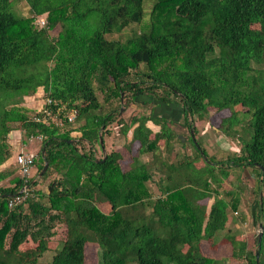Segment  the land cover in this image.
<instances>
[{"label":"trees","instance_id":"obj_1","mask_svg":"<svg viewBox=\"0 0 264 264\" xmlns=\"http://www.w3.org/2000/svg\"><path fill=\"white\" fill-rule=\"evenodd\" d=\"M23 1L29 17L0 0V165L12 157L8 136L18 130L25 142L42 137L36 174L54 178L46 190L35 189L32 174L0 187V264H38L50 252L45 264H85L89 245L95 264H264V0H150L147 23L146 0ZM133 25L140 29L124 41L107 39ZM96 91L106 102L147 97L162 113L115 120L119 106L102 110ZM38 92L40 108L24 106ZM70 109L79 129L65 120ZM42 110L48 126L34 119ZM225 110L232 113L216 129L238 150L216 159L195 139V121ZM175 119L192 151L171 157L176 144L184 148ZM111 129L123 142L108 149ZM121 150L133 161L129 170L120 167ZM242 171L254 179L252 218L262 227L251 248L229 226L246 224ZM13 173L0 171V182ZM229 177L237 185L222 188ZM23 188L26 197L8 206ZM202 244L230 253L209 257Z\"/></svg>","mask_w":264,"mask_h":264},{"label":"rangeland","instance_id":"obj_2","mask_svg":"<svg viewBox=\"0 0 264 264\" xmlns=\"http://www.w3.org/2000/svg\"><path fill=\"white\" fill-rule=\"evenodd\" d=\"M151 5H152L151 1L146 0L144 4L145 6L144 7L145 17L143 20L144 23H147L149 21V12L151 9ZM11 10L13 11L15 15L19 17H29L30 16L28 7L23 0H11ZM139 29H140L139 26L133 25L125 29L120 34H113V35L107 36V39L124 41L128 36L132 35L134 32H138ZM57 32H58V28L50 31L49 34L51 37L55 38L57 35ZM96 93H97L99 102L102 106L101 108L102 110L103 109L104 110H108V109L114 110L119 106V112H118V115L115 117V120H118L121 118L125 122H130V118L135 113L141 114L143 116H150L152 115V113H155L154 116H157L158 114L162 113L160 109H155V112L153 111L155 106L153 105V102H150V99L147 97L137 96L135 98V102H132V101L126 102V100L124 99L122 95V97H120V101H118L117 99H112L106 102L103 99L104 97L103 94H101L99 91H96ZM145 102H149V103L145 104ZM142 104H145V105L143 106ZM231 113H232V110H225V111H221L217 113L210 111L209 115L205 119L201 121L200 120L195 121V124L198 127L196 134H195V139L199 142V144H201V146L205 147L208 155L214 156L216 159H220L227 152H237L238 150V147H237L238 144L236 143L235 140L233 141L232 139L226 137L225 135L220 133L219 130L216 129V127L220 125L221 119L224 117H228ZM175 121L176 122L179 121V123L182 124V120H175ZM73 125L74 127L79 129V127L82 125V120L76 121L75 124ZM235 129L238 130L240 136L246 135L244 126H241V127L237 126L235 127ZM112 131H113L112 137H114L115 140L111 139V135L107 137L108 139L106 141V146L108 149L115 147V146L118 147V145L120 144V140H121V139H118L117 131L116 130H112ZM112 141H114V143H112ZM181 142L186 144V147H184L185 152L190 153L192 151L191 145L189 144L190 142L188 141L186 143V141H183V140H181ZM38 143L36 144L38 145ZM175 147H179V144H176ZM136 150H137V144L134 145L133 152H135ZM99 155L100 154L97 151V156L99 157ZM141 158H142L141 160L150 159L149 155H142ZM130 163H132V166H133V162L130 159L129 154L125 153L124 162L122 163L124 168H126L127 164L131 166ZM11 168H13V166H11ZM13 169L15 170V173H13L9 179H6L3 182H0V187H8L11 184V180L13 178L19 177L17 168L14 166ZM36 171H37V167L35 165V167L30 172V174L35 176V179L39 182L35 189L46 190L48 183L54 178V174H50V172H48L44 178H40L39 177L40 175H37ZM156 180H157V176H154L152 182H155ZM239 180L241 182H245L246 184L243 189V194H242L241 203H240V211L241 213L245 214L246 224L242 225V223H238L234 227L235 223L232 224L230 221L229 226L230 227L232 226V230L234 231L240 230L243 236L239 235L238 240L245 242L247 248H251L254 245V240H255L254 238L256 237V235H258V232L260 230V229L258 231L255 230L257 229V226H256L257 224L253 222V218H252L253 209L255 208V202L257 200V196H255V194H253L252 192V190L255 188V182H254L253 177L249 175L248 171L247 172L242 171V173L239 176ZM236 181H237L236 178L229 177L228 180L223 181L221 186L222 188H226V189H229L232 187L234 188L237 185ZM151 184L153 183H150V185ZM152 187L154 186L152 185ZM154 191H156L155 188H154ZM156 195H158L157 191H156ZM101 209L104 212H109L108 206L103 205ZM237 226L238 228H236ZM55 244L56 243H51L50 247L51 248L55 247L56 246ZM201 247H202V254L209 256V257L221 256V255L230 253V248L228 246H221L215 251L209 250L206 244H202ZM23 248H27V247L24 246ZM95 252H96V246L89 245V247L87 248V252H86L85 264H95ZM50 255H52V252L47 253L44 258H41L38 264H45L49 260Z\"/></svg>","mask_w":264,"mask_h":264},{"label":"crops","instance_id":"obj_3","mask_svg":"<svg viewBox=\"0 0 264 264\" xmlns=\"http://www.w3.org/2000/svg\"><path fill=\"white\" fill-rule=\"evenodd\" d=\"M40 95H41V92H38L37 95L25 97L24 98V100H25L24 106H26L27 108H30V109H39L40 106H41V103H42L41 98L40 99L38 98ZM169 111H171V110H169ZM167 115L170 116L171 115V112H169ZM174 117L175 116H173V118ZM175 120H178V119H175ZM178 123H179V121L176 122V121L173 120L174 126L171 125V129L177 134V138L180 135V136H182V140L183 141H186L185 136H187L189 134V131L182 124H180V123L178 124ZM146 126L153 133H157L160 130L159 126L154 125L151 121H148L146 123ZM196 129H198L197 126H196ZM132 130L133 129H131L128 132V134L126 135L127 141H129L130 138H131ZM214 131H216V130H214ZM38 142L39 141L38 140H35V139H33L31 141L29 139V140H27V142H25L23 140V135H22V133L20 131H18V130L11 131L10 134H9V136H8V144L12 148V157L8 161H6L2 165H0V171H3L5 169H8L9 167L11 168V166H13V168H14V166L17 168V166L15 165V162H14V156L16 154H18L19 152H31V153H35L36 154V151L38 150V147H39V143ZM36 143H38V145ZM183 144H184V147H186V144L185 143H183ZM134 145L135 144L132 145V150H133ZM36 146H38V147H36ZM35 147H36V149H35ZM184 151H185L184 148L181 149L179 147H175L174 150H173V152H172V154H171V157L173 155L177 154V153H183ZM123 152L126 153V151L125 150H121V153L123 154V156H122V160L120 161V167L122 168V170H129L132 167V163H130L131 166H129V164H127L126 165V168H124V166H123L122 163L124 162V158L123 157H124L125 154ZM162 155H164V154H162ZM129 156H130V154H129ZM165 156H167V155H165ZM147 160L148 159L142 160V161L143 162H146ZM200 164H201V162L199 163L198 161H195V165L200 166ZM164 174H167V172H164ZM211 200L212 199H210V200L207 201L208 206L212 203ZM236 228H238V226Z\"/></svg>","mask_w":264,"mask_h":264},{"label":"built area","instance_id":"obj_4","mask_svg":"<svg viewBox=\"0 0 264 264\" xmlns=\"http://www.w3.org/2000/svg\"><path fill=\"white\" fill-rule=\"evenodd\" d=\"M34 24L36 26L42 27L45 25V19L38 18V19H36ZM47 103H50V101L47 100ZM59 112L60 111H56V115ZM76 115H77L76 110L70 109L69 112L67 113V115L65 116V120L68 123L73 124L75 122ZM49 116H50V114L47 110H42L41 116H36L34 119L36 122L42 123V124L48 126V125H50L49 118H48ZM33 139L40 141L42 139V137L37 136L36 138H30V141ZM36 157H37L36 154L31 153V152H19L18 154L15 155L14 162L18 168V172H19L20 177L24 178L25 180L30 177V172L34 168V161H35ZM20 193L22 194L21 196H15L9 200L8 206L12 207V206L19 204L26 197V195H25L26 194V188H23L20 191Z\"/></svg>","mask_w":264,"mask_h":264},{"label":"water","instance_id":"obj_5","mask_svg":"<svg viewBox=\"0 0 264 264\" xmlns=\"http://www.w3.org/2000/svg\"><path fill=\"white\" fill-rule=\"evenodd\" d=\"M190 134H191V138H192L193 143L196 145V141H195V139L193 137V134H192V131L191 130H190ZM178 138L182 140V136L179 135ZM99 142H100V145H101L102 144V141L100 139H99ZM101 149H102V152L104 153V148L102 146H101ZM46 168H47V164L44 165L41 173H44V171L46 170ZM261 236H262V227H260V230H259L258 235H257L258 242H260Z\"/></svg>","mask_w":264,"mask_h":264}]
</instances>
